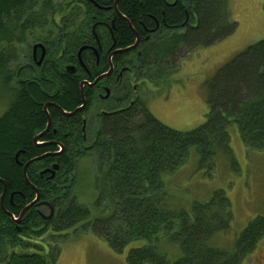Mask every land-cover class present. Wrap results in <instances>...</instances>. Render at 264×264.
Returning <instances> with one entry per match:
<instances>
[{
    "label": "trees",
    "instance_id": "16d2710c",
    "mask_svg": "<svg viewBox=\"0 0 264 264\" xmlns=\"http://www.w3.org/2000/svg\"><path fill=\"white\" fill-rule=\"evenodd\" d=\"M93 2L110 7L116 0ZM117 3L125 17L118 22V44L131 46L140 37L136 54L123 56L132 75L107 105L108 112L95 116L83 134L81 114L67 117L53 106L47 112L44 108L52 101L73 112L77 105L71 103L78 100L79 87L64 65L67 55L92 38V15H98L94 5L89 0H0V264H57L58 237L89 229L118 253L142 241L129 250V264H243L264 238V217L249 223L232 248H221L216 243L233 220L226 192L217 190L208 202H195L190 210L175 208L166 177L175 176L193 151L203 166H216L220 155L233 158L231 123L248 150L264 149V39L217 72L208 83L206 123L183 133L161 123L132 82L160 81L178 70L181 54L234 35L239 23L230 0ZM29 36L45 46L47 56L35 73L22 71L26 81L20 83V67L13 62L18 54L17 60H31L30 53L18 50ZM47 115L65 140L40 147L33 138L47 127ZM63 148L59 156L46 154ZM36 158L41 160L31 161ZM85 161L90 162L86 187L95 192L88 202L81 198ZM29 162L27 182L24 167ZM53 165L58 170L51 178L43 171L53 170ZM5 185L3 207L14 216L37 198L34 185L54 217L42 218L32 207L17 231L1 204ZM168 244L179 250L175 260L166 253Z\"/></svg>",
    "mask_w": 264,
    "mask_h": 264
},
{
    "label": "rangeland",
    "instance_id": "374dc122",
    "mask_svg": "<svg viewBox=\"0 0 264 264\" xmlns=\"http://www.w3.org/2000/svg\"><path fill=\"white\" fill-rule=\"evenodd\" d=\"M230 8L234 20L239 23L234 35L213 46L181 54L178 70L160 81L140 83L138 90L148 110L172 130L184 133L205 124L210 112L208 83L240 52L264 39V0H230ZM31 37L27 38L25 45L18 47V50L25 51L24 55L32 53L35 41ZM18 58L19 54L13 62L17 68L26 63V58L23 61ZM3 108L0 105V113ZM228 131L233 158L220 155L216 166H203L199 155L193 151L175 176L166 177L175 208L190 210L195 202H208L215 191L223 189L226 192L232 204L233 220L229 232L222 234L221 242L216 243L221 248H232L236 237L249 223L257 216L264 217V149L248 150L235 123L229 125ZM86 167H90L89 161L83 162L80 168L83 172L80 181L85 182L81 189L84 202L95 197V192L86 187L90 182ZM58 238L57 247L61 252L57 264H129V250L143 244L142 241L134 242L123 253H118L91 229L78 233L70 231ZM174 251L168 244L166 253L173 260L179 257V250L178 253ZM242 263H264V238Z\"/></svg>",
    "mask_w": 264,
    "mask_h": 264
},
{
    "label": "flooded vegetation",
    "instance_id": "af4514ba",
    "mask_svg": "<svg viewBox=\"0 0 264 264\" xmlns=\"http://www.w3.org/2000/svg\"><path fill=\"white\" fill-rule=\"evenodd\" d=\"M96 11L98 12V15H92V31H91V39L84 40L81 42V44L78 47V50L76 53H71L70 55H67L66 57V63L64 65L65 70L67 71L68 67L73 66L74 72H68V74L73 78V82H77V85L79 87V93L80 96L77 101H72L71 105L76 103L74 111L78 110L75 115L81 114L80 120H81V126H83V134H85L87 125L90 121H94L95 116H100L101 114H105L108 112L107 105L111 104V101L115 98L119 93H122V88H124L126 84V79L128 75H132V71L128 69V67H125L123 56L126 52H132L133 54H136L135 50L137 45L140 42V37L138 36L136 39V43L131 46H125L122 47L118 44V39L116 36V32L118 30V22L119 20L123 19L124 16L121 14L118 5L116 6V3L110 7L105 6H99L98 4H95L94 2H91ZM99 18V19H97ZM160 27V26H159ZM95 28V31L93 30ZM139 39V40H138ZM138 41V42H137ZM40 42L36 41L32 45V53H31V60L26 61V63H23L20 66V72L18 73L19 82H25L26 80L21 77L22 71H29L31 70L33 73H35L38 68L41 66H44L45 58L47 56V50L45 58L43 59V62L40 63L39 60L42 55V50L40 48L37 49V56L36 61L34 60V51L33 47L39 44ZM45 47V46H44ZM84 47V50L81 52V56L79 57V52L81 48ZM22 78V79H21ZM141 81H133L132 87L134 91H138ZM143 83V82H142ZM70 102V101H69ZM70 104V103H69ZM47 109L44 108V111L47 112L48 108L50 106H53L57 108L61 114L66 116L64 112L61 110H64L59 105H56L54 102L50 101L47 105ZM81 109V110H79ZM65 111V110H64ZM73 111V112H74ZM66 113H73V112H67ZM73 116H67V117H73ZM48 117V123L51 122L52 125V118L51 116L47 115ZM50 125V129L47 130V127L43 130L44 133L43 136L40 138L38 142H36V137H34V144L37 146H47L52 147L53 145L60 144V142H63L65 140L58 134L57 128H53ZM48 126V125H47ZM53 132L54 137H51L50 133ZM40 133V134H41ZM46 135L48 137L46 139H43ZM68 134H64V136H67ZM39 136V135H37ZM64 148L57 151H48L46 154H49L51 156H59L63 154ZM49 170V169H48ZM47 171V170H45ZM51 174L50 172H48ZM47 174V173H45ZM36 187L33 185V188ZM37 188V187H36ZM6 190L7 187L5 185V196L4 199H6ZM35 190V188H34ZM2 195V198H3ZM39 197L38 201L33 200L31 204L27 205L26 208L29 207V209L25 212V214L21 217L22 211H20L19 216H14L13 212L10 210L3 208L5 213L8 215L9 221L12 225H14V229L17 231L22 229V225H24L25 222V215L27 212H29L32 207L35 208L36 213L44 218L45 215L47 216V210L51 213L52 206L47 202H40ZM3 200V204H4ZM10 202L13 204L14 201L10 200ZM2 204V200H1ZM14 205V204H13ZM15 207V206H14ZM25 208V209H26ZM18 210L17 208L15 209ZM48 212V213H49ZM18 221H20L18 223ZM1 232V229H0ZM264 264V263H263Z\"/></svg>",
    "mask_w": 264,
    "mask_h": 264
},
{
    "label": "water",
    "instance_id": "95a60500",
    "mask_svg": "<svg viewBox=\"0 0 264 264\" xmlns=\"http://www.w3.org/2000/svg\"><path fill=\"white\" fill-rule=\"evenodd\" d=\"M89 1H91V2H93V0H89ZM118 0H116V6L118 5ZM94 31H95V28L93 29ZM139 40V39H138ZM138 42V41H137ZM38 48H40L41 50H42V55H41V58H40V60H39V62L40 63H42L43 62V59L45 58V55H46V50H45V47H44V45L43 44H41V43H39V44H37L36 46H34L33 47V51H34V60L36 61V56H37V49ZM84 50V47L83 48H81V50H80V52H79V57L81 56V52ZM67 71L68 72H74L73 71V66H71V67H68L67 68ZM45 109H47V106L45 107ZM79 110H81V109H79ZM62 112H64V114L66 115V116H73V115H75L76 114V112L78 111V110H76V111H74L73 113H66L64 110H61ZM50 125H51V122L49 121V123H48V126H47V130H49L50 128ZM43 134L44 133H41L39 136H36V142H38L39 140H40V138L43 136ZM47 155H49V154H47ZM46 156V155H45ZM45 156H41V158H43V157H45ZM41 158H36V159H33V160H31V161H35V160H41ZM31 165V162H29L28 164H26V166L24 167V173H25V176H26V180H27V182H28V178H27V173H26V171H27V168L29 167ZM56 170H58V165H53V170H47V171H43V173H48V172H50L51 173V178H53L54 176H55V174H56ZM35 188V190L37 191V199H36V201H38V199H39V197H40V194H39V192H38V190H37V188L36 187H34ZM4 195H5V192H4ZM3 195V198H2V207H3V200H4V196ZM4 208V207H3ZM29 209V207L28 208H26V209H24L23 210V212H22V215H21V217L25 214V212L27 211ZM54 215V210L53 209H51V213L49 214V215H45V218L46 219H51L52 217H54L53 216ZM20 221H18V223H19Z\"/></svg>",
    "mask_w": 264,
    "mask_h": 264
}]
</instances>
